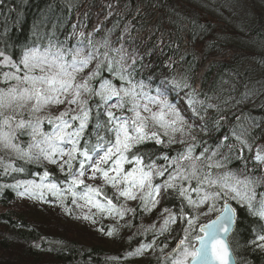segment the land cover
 Masks as SVG:
<instances>
[{
	"label": "snow or ice",
	"instance_id": "snow-or-ice-1",
	"mask_svg": "<svg viewBox=\"0 0 264 264\" xmlns=\"http://www.w3.org/2000/svg\"><path fill=\"white\" fill-rule=\"evenodd\" d=\"M59 27L53 24L42 35L34 32L35 39L18 52L7 41L0 47V178L15 181L0 183V189H15L21 197H35L39 191L40 199L44 190L61 197L69 193L77 207H83L77 203L79 199L101 212L115 211L120 216L135 209L117 207L103 186L86 184V176L95 180L99 175L104 185L118 193L117 200H139L145 211H151L161 199L175 196L181 201L179 211L163 210L167 215L158 233L162 235L170 230V224L181 222L183 235L162 257L165 264H245L237 261L230 236L240 209L246 208L250 216L264 221V191H258L264 188V145L253 148L259 137L252 135L260 127L258 118L245 115L251 127L239 125L240 134L233 129L235 143L228 144L229 137L224 136L215 149L204 147L193 135L194 124L166 95L172 90L170 84L191 89L187 103L194 117H199L195 107L199 93L187 75L162 81L153 95L151 90L145 91L143 80L136 79L138 71L146 67L143 57L125 47L123 36L120 46L112 47L108 36L96 42L92 33H77L73 25V31L61 40ZM252 95L246 90L237 103ZM54 109L58 114H53ZM45 123L49 131L44 130ZM90 124L92 132L87 131ZM149 141L184 148L173 156H157L156 160L164 161L157 164L153 153L140 151ZM197 148L202 150L197 153ZM225 148L226 153L221 151ZM245 149L254 152L251 168ZM233 159L243 167L230 168ZM31 164L55 165L65 174V180L57 183L47 168L36 174L39 182L16 179ZM126 164L130 165L127 170ZM157 178H162L159 183L155 182ZM80 186L82 190L77 191ZM98 196H103L105 203ZM209 215L214 218L200 223ZM84 219L91 217L85 215ZM253 231L255 239L249 243L254 249L264 250V223ZM107 234L112 236L113 231ZM154 243L142 244L128 255H143Z\"/></svg>",
	"mask_w": 264,
	"mask_h": 264
},
{
	"label": "trees",
	"instance_id": "trees-1",
	"mask_svg": "<svg viewBox=\"0 0 264 264\" xmlns=\"http://www.w3.org/2000/svg\"><path fill=\"white\" fill-rule=\"evenodd\" d=\"M53 24L61 26L58 29L61 40L73 31V25L77 26V33H92L96 42L108 36L112 47H119L123 36L125 47L130 52L135 49L143 57L146 67L138 71L136 79L143 80L145 91L151 90L153 95L157 83L173 78L180 80L187 75L189 83L199 93L195 105L199 117H194L187 103L191 89L170 84L172 90L168 99L189 123L194 124L193 135L204 147L215 149L224 136L229 137L228 144L235 143L233 129L240 134L239 125L251 127L245 115L258 118L260 123V127L252 132L253 136L259 137L253 146L264 141V0H3L0 4V47L7 41L15 46L12 50L18 52L21 46L35 39L34 32L42 35L50 31ZM126 28L129 31L126 32ZM246 90H251L253 95L237 103ZM209 104L216 107L209 108ZM237 117L241 119L238 121ZM44 130H50L46 123ZM87 131L92 132L91 124ZM161 138L167 140V137ZM185 139L192 143L190 137ZM249 142L252 143L250 137ZM183 148L180 144L157 145L149 141L140 147V151L153 153L152 159L156 160L163 153L173 156ZM201 150L197 148V153ZM221 151L226 153L227 149ZM245 156L249 157L248 167L251 168L247 149ZM156 163L163 164L164 161L160 159ZM129 167L125 165L126 170ZM229 167L239 169L243 164L233 159ZM44 168L57 183L65 180V174L57 166L47 164L43 167L28 165L26 173L16 175V179L39 182L36 174H42ZM161 179L157 178L155 182L159 183ZM14 182L11 177L0 178V183ZM92 185L104 189L107 186ZM258 191H264V188ZM39 195L38 191L35 197H24L34 206L53 198L60 200L57 208H51L57 218L47 227L34 212L26 216V211L10 207L17 198L15 189H0V264H164L161 249L182 233V224L177 222L148 252L128 255L152 239L146 233L150 231L149 224L164 215V209L179 211L180 200L175 196L161 199L151 211H145L139 200L126 205V208L135 209L131 211L132 223L113 237L116 246L112 249L103 242L102 235L89 242L78 234L70 233L66 237L65 232L69 229L57 226L59 217L68 223L76 221L72 207L68 206L67 211L61 204L62 201L68 204L73 199L71 194L53 196L44 190L43 199ZM232 203L236 206L234 201ZM150 217L152 219L148 221ZM260 223L264 221L250 216L246 208L239 210L237 226L230 238L238 262L264 264V250L254 249L249 243L255 239L253 229ZM83 225L87 227L85 223Z\"/></svg>",
	"mask_w": 264,
	"mask_h": 264
},
{
	"label": "rangeland",
	"instance_id": "rangeland-1",
	"mask_svg": "<svg viewBox=\"0 0 264 264\" xmlns=\"http://www.w3.org/2000/svg\"><path fill=\"white\" fill-rule=\"evenodd\" d=\"M254 155V152H253ZM60 200L53 198L52 200H46V201H41L38 206L31 205L28 200L25 197H21L17 195L16 200L10 205L12 209H16L17 211L21 212H27L26 216H30L29 214H32L33 212L36 214V216L40 217L44 221V225L47 227L49 225H52L53 219L57 218V214L54 211H51V208H57L58 203ZM40 206V207H39ZM76 207V206H75ZM2 209V207H0ZM76 210H80L76 207ZM96 214L100 215L98 212H95ZM89 225L92 223L88 222ZM70 224V225H68ZM91 225H100L99 223H92ZM57 226H61V228L64 229V227H67L69 230L65 232V236L69 237L70 233L73 234H78L79 236H82L83 238H87L89 242L91 241H96L99 237L98 234H96L92 228H87L84 225H81L80 222L71 220L69 223L67 221H64L62 217H59L57 221ZM114 228H112V231ZM99 233H101L102 228L97 229ZM105 241L103 242L106 244L107 247L114 248L116 245L113 244V241L111 242L109 237L104 236ZM112 238V237H110ZM109 244V245H108Z\"/></svg>",
	"mask_w": 264,
	"mask_h": 264
},
{
	"label": "water",
	"instance_id": "water-1",
	"mask_svg": "<svg viewBox=\"0 0 264 264\" xmlns=\"http://www.w3.org/2000/svg\"><path fill=\"white\" fill-rule=\"evenodd\" d=\"M214 218V217H213Z\"/></svg>",
	"mask_w": 264,
	"mask_h": 264
}]
</instances>
